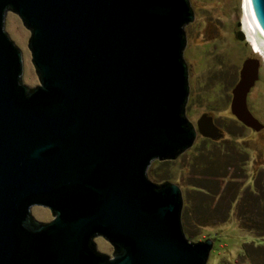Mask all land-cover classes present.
Returning a JSON list of instances; mask_svg holds the SVG:
<instances>
[{
    "label": "water",
    "instance_id": "water-1",
    "mask_svg": "<svg viewBox=\"0 0 264 264\" xmlns=\"http://www.w3.org/2000/svg\"><path fill=\"white\" fill-rule=\"evenodd\" d=\"M245 6L264 38V0ZM6 10L30 32L34 87L22 83ZM193 19L188 0H0V264L206 263L212 239L187 238L180 186L147 177L154 158L195 137L182 114ZM256 77L245 60L231 109L259 129L245 103ZM41 198L60 210L29 232ZM97 235L111 257L91 247Z\"/></svg>",
    "mask_w": 264,
    "mask_h": 264
},
{
    "label": "rangeland",
    "instance_id": "rangeland-1",
    "mask_svg": "<svg viewBox=\"0 0 264 264\" xmlns=\"http://www.w3.org/2000/svg\"><path fill=\"white\" fill-rule=\"evenodd\" d=\"M188 2L194 19L185 26L188 44L183 57L192 64L194 87L202 89L193 103L207 108L222 106L216 113L229 117L230 86L240 80L238 70L247 59L248 43L251 51L259 54L244 0ZM4 30L21 53L22 83L34 87L38 78L27 47L29 30L11 10L5 11ZM260 72L264 75V57ZM260 84L248 105L257 114L256 125L263 127L260 131L243 126L242 120L222 118L219 126L227 131L222 139L198 138L175 160H153L147 169L151 181L169 180L180 186L182 210L188 219L183 223L181 212V222L187 238H210L213 242L205 264H264V79ZM33 213L37 218L47 217L42 208ZM95 243L99 250L110 252L104 238L95 237Z\"/></svg>",
    "mask_w": 264,
    "mask_h": 264
},
{
    "label": "flooded vegetation",
    "instance_id": "flooded-vegetation-1",
    "mask_svg": "<svg viewBox=\"0 0 264 264\" xmlns=\"http://www.w3.org/2000/svg\"><path fill=\"white\" fill-rule=\"evenodd\" d=\"M247 35L249 36L248 33H247ZM253 40H254V38H253ZM254 42H255V46L258 48L259 54L254 53L255 50L251 51L252 48L249 46V43H248V48H247L248 54L245 56V58H247L246 60H249L253 64H255L257 77L254 80L253 84L248 88V90L245 94V103H246V108L251 113L252 117H254L255 119H257L259 121V119L257 118V114L254 112V110H250L249 106H248V105H251V100L254 96V93H255L254 91L256 90L257 84L260 87L261 86L260 83L264 79V75H262L260 72V65L263 64L264 53L258 47L257 41L254 40ZM187 44H188V42L186 40L185 47H187ZM256 47H255V49H256ZM183 52H184V50H183ZM185 62L187 64V71H188V93H187V100H186V103L184 105V109H183L182 114H183V116H185V118L188 120V122H190L192 127L195 129V137H194V140H193L191 146H193L194 142L198 138L204 139L206 141L207 140L208 141H218V140L222 139L225 134H227V131H225L224 129H221L219 126L220 120L222 118L227 119L230 122H232V121L241 122V119H239L233 111H230L231 109L229 110L230 104L232 103V99H233V89H234L236 84L235 85L233 84L232 86H230V97L227 99V108L230 112L229 117L224 115V114L223 115L217 114L215 109H218L219 107H222V106H219V107L213 106L211 108H207L203 105H197V104L193 103L195 101V98H194L195 94L197 96H200L202 89H200L199 87L198 88L194 87V85H193L194 83L192 81V77L190 74V68H191L190 65H192V64H190L186 60H185ZM207 77L214 78V77H212L211 74H208ZM240 77H241V68H240V70H238V80L240 79ZM259 80H260V82L257 83ZM208 88L209 87L207 86V89H205V88L204 89L208 90ZM214 112L216 114H214ZM248 120H252V118H248ZM241 123H243V122H241ZM213 126H215V128L217 129L216 132H215ZM243 126L248 127L250 130H257L252 126H248L247 124L245 125V123L243 124ZM262 128L263 127H261L258 130L260 131ZM190 147H188L184 151H187ZM184 151L180 152L177 155H173V156H169V157H165V158H161V159L154 158L153 160H160V161L175 160V158H178V156L183 154ZM165 181H169V180H164L162 182H165ZM153 182L162 183L160 181H153ZM35 208H42L43 210H45L47 213V217L37 218L33 213V210ZM55 210H60V206H59V204L56 203V200L48 199V198L34 199L33 203H31L27 209V215L24 218L23 226L26 227L25 229L27 231L32 232L33 230L37 229L40 225L45 224V223H49L54 218ZM97 236H100V235H97ZM97 236H94L92 238L91 247L96 252L99 251V252L107 254L111 257L113 255V249H114L112 244L107 239L100 236V237L104 238L110 244L109 247H111V250H110V252H104V251L99 250L96 246V243H95V237H97Z\"/></svg>",
    "mask_w": 264,
    "mask_h": 264
},
{
    "label": "bare ground",
    "instance_id": "bare-ground-1",
    "mask_svg": "<svg viewBox=\"0 0 264 264\" xmlns=\"http://www.w3.org/2000/svg\"><path fill=\"white\" fill-rule=\"evenodd\" d=\"M244 7H245V11H246V6H245V0H244ZM247 21H248V26H249V31L251 32V36L254 38L255 41H257L258 43V47L263 51L264 53V38H261L258 36V34L255 32L253 26L251 25L248 17H247Z\"/></svg>",
    "mask_w": 264,
    "mask_h": 264
},
{
    "label": "trees",
    "instance_id": "trees-1",
    "mask_svg": "<svg viewBox=\"0 0 264 264\" xmlns=\"http://www.w3.org/2000/svg\"><path fill=\"white\" fill-rule=\"evenodd\" d=\"M181 212H182V214H183V217H182V219H183V223H187V222H188V219L185 217V216H186V212H185L184 208H183V210H182ZM184 215H185V216H184Z\"/></svg>",
    "mask_w": 264,
    "mask_h": 264
}]
</instances>
